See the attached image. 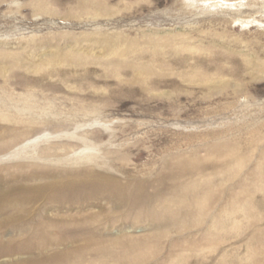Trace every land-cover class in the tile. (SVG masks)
I'll use <instances>...</instances> for the list:
<instances>
[{
    "label": "rangeland",
    "instance_id": "obj_1",
    "mask_svg": "<svg viewBox=\"0 0 264 264\" xmlns=\"http://www.w3.org/2000/svg\"><path fill=\"white\" fill-rule=\"evenodd\" d=\"M44 136L0 264H264V0H0V158Z\"/></svg>",
    "mask_w": 264,
    "mask_h": 264
},
{
    "label": "bare ground",
    "instance_id": "obj_2",
    "mask_svg": "<svg viewBox=\"0 0 264 264\" xmlns=\"http://www.w3.org/2000/svg\"><path fill=\"white\" fill-rule=\"evenodd\" d=\"M217 6H219V7L220 6L226 7L227 6V9L236 10V11L248 9L246 4H242V3H241V7H239L238 9H235L234 5H232L231 3H225V2L224 3L223 2L222 3L219 2V3H217ZM116 49H117L116 46L111 45L110 47L103 48V52L105 54L108 51H115ZM73 136L74 135H67L66 137L73 138ZM51 138H54V137H51ZM51 138L48 137V136H44V137H39V138H34L32 140H29L28 142H25L24 144H22L20 147L16 148L14 151H12L9 154H6L5 156L1 157L0 158V163L6 162V161H14L16 158L22 156L23 153H26V154L28 153V154H30L31 157H33L35 159V158H37L36 157L37 156V153H36L37 145L39 143L47 141V140H49ZM58 138H60V137H58ZM58 138H56V140ZM74 140H76V139L74 138ZM82 140H84V139H82ZM91 152H92V149H90V147H85L84 149H82V150L78 151L77 153L73 154L72 156L69 155L68 160H69V162H73V163H80L82 161L90 162L91 159H93V156H94ZM31 157H29V159H32ZM81 164H83V163H81ZM160 229H162V228H159L158 230H160Z\"/></svg>",
    "mask_w": 264,
    "mask_h": 264
},
{
    "label": "water",
    "instance_id": "obj_3",
    "mask_svg": "<svg viewBox=\"0 0 264 264\" xmlns=\"http://www.w3.org/2000/svg\"><path fill=\"white\" fill-rule=\"evenodd\" d=\"M0 193H1V188H0ZM112 208H113V210H119L121 207H119L118 205L112 204ZM169 227H170V223L169 222L159 223V224H156V225L154 224L155 231L158 230L159 228H163V230H164V229H168Z\"/></svg>",
    "mask_w": 264,
    "mask_h": 264
}]
</instances>
